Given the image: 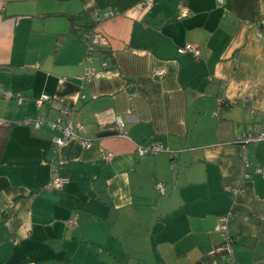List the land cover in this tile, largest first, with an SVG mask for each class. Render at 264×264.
Listing matches in <instances>:
<instances>
[{"label": "crops", "instance_id": "0c3cea01", "mask_svg": "<svg viewBox=\"0 0 264 264\" xmlns=\"http://www.w3.org/2000/svg\"><path fill=\"white\" fill-rule=\"evenodd\" d=\"M224 1L0 0V264H264V139L248 166L235 142L264 131V0ZM62 107L83 129L54 153L23 121ZM53 163L69 182L48 190Z\"/></svg>", "mask_w": 264, "mask_h": 264}, {"label": "built area", "instance_id": "2783aa9c", "mask_svg": "<svg viewBox=\"0 0 264 264\" xmlns=\"http://www.w3.org/2000/svg\"><path fill=\"white\" fill-rule=\"evenodd\" d=\"M151 0H143V3H149ZM217 5L218 6H222L225 7V1L224 0H216ZM225 9L227 10V8L225 7ZM188 14V10L187 9H183L180 13V16H186ZM111 15H113V13H111ZM259 35L264 37V33L259 32ZM84 38L86 39V49H87V55H86V61L87 62H91L93 60V54L96 51V49L99 48L100 44L102 43V35L100 34H96L94 35L93 38L89 37V35L85 34ZM177 52L179 54H183L185 52H191L194 54V56L199 57L200 56V48L196 45L193 44H185L181 47H179L177 49ZM109 63L102 59L101 60V68L102 69H106L109 65ZM96 69L92 68L90 66H85L84 68V72L81 76H79L78 78L82 81H89L94 74L96 73ZM155 74L157 76H161L163 74V71L161 70H157L155 72ZM4 96L6 98H12V97H16L18 102H21L22 97L19 95H13L11 93H6L4 94ZM50 97L47 95H42L39 99L36 100V105L40 106L43 102H45L46 100H48ZM240 103L244 106H247L249 101L248 99H242L240 101ZM72 114L73 111L71 108L68 107H62L59 111V115L57 117V119L55 121L52 122H47L44 119H41L39 117H35L34 119H26L23 121V123L25 124H29V125H34L35 127H41L44 124H48L51 128V130H53L56 135H54L53 137V148L52 151L58 152V149L64 145L67 141H69L70 139L77 137L78 136V132L81 131L83 129V126L79 123H74L72 120ZM116 122L121 130V132L124 134V129H123V123L121 118L118 116L116 117ZM0 123L1 124H10L9 122H6L4 120L0 119ZM264 139V131L258 132V133H238L236 135L235 138V142L238 143L240 145V147L242 148V152L244 154V159H245V165L248 166L249 165V161L247 159V145L251 142H256V141H260ZM85 148H89L91 147L92 143L90 141H82ZM164 148L162 145H159L157 143H149L147 145H139L137 147V152L140 155H145L148 153H157L160 151H163ZM113 157V153L109 152L104 156V159L107 161H110L111 158ZM55 163L52 164L51 166V170H52V175H51V180L48 183V185L46 186V188L48 190L51 189H59L61 188L64 184L69 182V178L65 177V176H60L57 174L56 169H55ZM256 173H259L261 175H264V168L261 167H257L255 169ZM245 177L249 176V174L244 175ZM158 190L161 193H164V188L163 185L159 184L157 185ZM231 217V213H227L225 215H222L219 217L214 229L216 231H219L221 233H223V235L226 237V239L230 242L233 243L234 238L233 235L230 232V228H229V220ZM70 224H74L75 220H70L69 221Z\"/></svg>", "mask_w": 264, "mask_h": 264}, {"label": "trees", "instance_id": "16d2710c", "mask_svg": "<svg viewBox=\"0 0 264 264\" xmlns=\"http://www.w3.org/2000/svg\"><path fill=\"white\" fill-rule=\"evenodd\" d=\"M221 104H223V101H221ZM11 126H12V124L6 125V124L0 123V159H1L4 147L6 145V141H7L9 130H10Z\"/></svg>", "mask_w": 264, "mask_h": 264}]
</instances>
